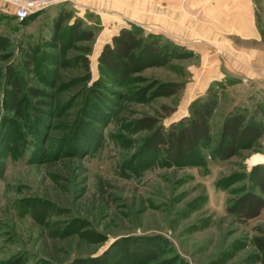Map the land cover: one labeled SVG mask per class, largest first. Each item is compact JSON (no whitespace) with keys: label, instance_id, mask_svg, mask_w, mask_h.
I'll list each match as a JSON object with an SVG mask.
<instances>
[{"label":"rangeland","instance_id":"obj_1","mask_svg":"<svg viewBox=\"0 0 264 264\" xmlns=\"http://www.w3.org/2000/svg\"><path fill=\"white\" fill-rule=\"evenodd\" d=\"M67 3L23 20L0 5V264H68L118 241L150 249L142 264H261L254 239L264 237V210L242 221L227 208L252 188L251 171L264 164V135L228 161L201 149V165L169 167L159 159L149 164L143 142L150 132L136 121L157 118L168 129L213 87L212 145L230 112H249L264 125V0H254L259 41L201 53L180 46L169 64L110 92L93 87L104 45L124 27L157 33L105 12L104 24L98 12L82 18ZM64 12V28L78 18L96 31L90 43L76 45L92 47L89 71L79 49L63 55L47 45ZM30 44L39 51L33 73L22 66ZM11 72L27 95L22 112L12 109ZM39 101L49 104L42 118L35 117Z\"/></svg>","mask_w":264,"mask_h":264},{"label":"trees","instance_id":"obj_2","mask_svg":"<svg viewBox=\"0 0 264 264\" xmlns=\"http://www.w3.org/2000/svg\"><path fill=\"white\" fill-rule=\"evenodd\" d=\"M3 6L7 7L4 4ZM13 15L15 16L14 13ZM30 16L31 14L28 17ZM69 18L70 12H64L57 21L51 41L47 42V45L63 55L79 49L82 65L89 71L87 56L91 53L92 47L83 45L77 48L76 45L90 43L95 38L96 31L84 27L83 20L78 18L64 28L63 23ZM162 41L166 44L165 48L161 44ZM167 45L169 50L166 49ZM178 47L180 46L159 34L146 33L139 27H124L102 48L98 58L101 77L93 83V87H102L105 92H110L112 86H132L135 75L149 68L165 66L177 58ZM38 53L37 46L33 44L23 51V69L33 73L34 67L38 65L36 64ZM19 75L11 72L7 77V89L13 96L12 109L22 112L27 95L22 89ZM176 91L178 90L175 89L173 92ZM38 92L32 89V97H37ZM217 95V91L211 87L203 99L195 100L191 104L189 116L173 123L168 129H164L157 118L146 117L136 121L141 131L150 132L143 142V149L151 156L152 161L149 160V164L159 159L163 165L184 168L203 163L201 149L207 150L211 159L215 161H228L243 150L253 149L264 135V125L249 112H230L222 123L217 142L212 145L211 119L217 109ZM38 105L43 107H34L35 117L42 118L47 111L45 106L49 104L39 101ZM251 183L252 188L247 189L227 208L228 214L242 221L253 220L264 210V164L253 167ZM254 241L261 252L260 263L264 264V237H256ZM118 242L102 255L76 258L68 264H142L146 261L147 254L150 253V249H147L148 242L143 243L144 250L147 249L145 252L143 249L142 251L139 249V252L128 250L126 246H122L124 243Z\"/></svg>","mask_w":264,"mask_h":264},{"label":"crops","instance_id":"obj_3","mask_svg":"<svg viewBox=\"0 0 264 264\" xmlns=\"http://www.w3.org/2000/svg\"><path fill=\"white\" fill-rule=\"evenodd\" d=\"M75 14L100 13L101 23L123 19L201 53L213 46L259 41L254 0H63ZM67 3V4H68ZM118 23V22H117ZM116 35V34H115ZM210 45V46H209ZM233 46V48H235ZM232 48V47H231ZM241 49V48H238ZM245 51V48H242ZM254 54L260 53L253 49ZM225 74V73H224Z\"/></svg>","mask_w":264,"mask_h":264},{"label":"built area","instance_id":"obj_4","mask_svg":"<svg viewBox=\"0 0 264 264\" xmlns=\"http://www.w3.org/2000/svg\"><path fill=\"white\" fill-rule=\"evenodd\" d=\"M63 0H0L12 9L19 20L27 18L30 14L62 2Z\"/></svg>","mask_w":264,"mask_h":264}]
</instances>
